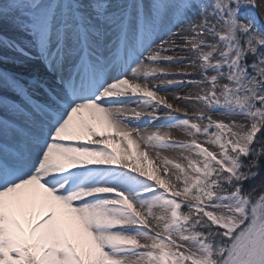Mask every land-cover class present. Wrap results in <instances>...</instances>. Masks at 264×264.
I'll return each instance as SVG.
<instances>
[{
	"label": "snow or ice",
	"instance_id": "1",
	"mask_svg": "<svg viewBox=\"0 0 264 264\" xmlns=\"http://www.w3.org/2000/svg\"><path fill=\"white\" fill-rule=\"evenodd\" d=\"M0 264H264V0H0Z\"/></svg>",
	"mask_w": 264,
	"mask_h": 264
},
{
	"label": "bare ground",
	"instance_id": "2",
	"mask_svg": "<svg viewBox=\"0 0 264 264\" xmlns=\"http://www.w3.org/2000/svg\"><path fill=\"white\" fill-rule=\"evenodd\" d=\"M173 91H179V90H169L167 93L165 92H161V95H168L169 97H171V95L173 94ZM99 130V129H98ZM105 131H110L109 129H107L105 127L104 129ZM110 143L113 144V146L117 149V151H119V144L118 143H113L111 140L109 141ZM125 143H127V141H125ZM131 148H132V152H133V156H136V148L134 145H129ZM136 162H139L138 158H137V161ZM144 163H148L147 161H145ZM148 167L151 168V165L148 164ZM87 177V179H92V176H90L89 174L85 173L81 178H85ZM120 179L124 182H127V183H134V181L131 180V178H126V177H120ZM22 222H23V218H21Z\"/></svg>",
	"mask_w": 264,
	"mask_h": 264
}]
</instances>
